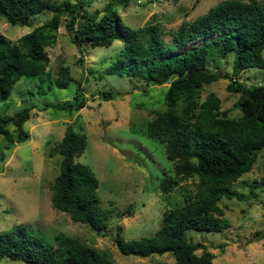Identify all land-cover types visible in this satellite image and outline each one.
<instances>
[{
	"label": "trees",
	"instance_id": "1",
	"mask_svg": "<svg viewBox=\"0 0 264 264\" xmlns=\"http://www.w3.org/2000/svg\"><path fill=\"white\" fill-rule=\"evenodd\" d=\"M126 1L116 3L122 5ZM82 9V0H0V16L12 25L28 26L32 16L42 10L52 12L14 43L0 34V101L7 98L21 77H39L45 72V47L54 38L61 21L59 16L64 17V28L77 46L107 47L114 40L121 41L116 53L100 60L106 63L103 72L139 78L144 84L168 82L164 108L147 121L144 134L164 144L166 159L174 163L175 177H197V189L181 205L162 213L161 224L152 236L124 240L116 233L113 243L121 255L142 258L169 252L173 264H212L211 252L201 243L187 241L184 232H221L227 227L221 219L218 201L221 197L243 198L229 185L250 170L257 152L264 149V85L247 86L230 77H236L247 67H264V2L222 0L204 14L190 21L182 20L168 43L159 36L155 25L136 29L124 25L110 6L99 17ZM196 40H200L198 45L176 52ZM229 52L233 53L232 72L208 69L210 59H224ZM57 75L55 86L63 88L71 81L67 66H60ZM219 78L229 79L226 90L237 96L233 106L239 112L235 117L228 115V109L220 108V100L213 92L200 99L202 86ZM80 84H76L71 100L49 106L68 112L80 110L84 106L79 98ZM27 93L33 94L30 90ZM98 97L106 100L112 93L99 91ZM32 107L24 105L12 115L0 117V136L6 142L11 141L8 125L15 131L14 141L26 140L22 125ZM85 140L83 133L70 124L65 126L53 148L60 160L49 200L53 209L66 213L72 221L102 233L107 228L110 210L99 206L98 182L93 172L75 161ZM174 183L173 178L162 179L161 191L167 192ZM259 183L264 186V174ZM255 235L259 238L262 232L256 231ZM2 258L24 264H112L76 238L58 232L53 236V244H49L21 226L0 232Z\"/></svg>",
	"mask_w": 264,
	"mask_h": 264
},
{
	"label": "rangeland",
	"instance_id": "2",
	"mask_svg": "<svg viewBox=\"0 0 264 264\" xmlns=\"http://www.w3.org/2000/svg\"><path fill=\"white\" fill-rule=\"evenodd\" d=\"M82 1V10L87 14L99 17L110 6L130 28L155 25L159 36L168 43L182 20L190 21L222 0H127L122 5L116 0ZM51 15V11L42 10L32 16V24L28 26L12 25L0 16V34L14 43ZM59 19L54 38L45 47V72L39 77H21L7 98L0 101V117L12 115L24 105H33L22 125L27 132L26 140L14 141L15 131L10 125L6 129L11 141L6 142L0 136V232L21 226L49 244H53L55 233H63L92 246L112 264H173L169 252L142 258L121 255L113 243L116 233L124 240L152 236L161 224L162 213L181 205L197 189V177H175L174 163L166 159L164 144L144 134L147 121L164 108L163 95L168 82L144 84L139 78L104 73L106 63L100 60L116 53L121 41L114 40L107 47L77 46L64 28V17ZM199 43L200 40L193 41L176 52ZM261 57L264 61V48ZM232 58V52L224 59L212 58L208 69L229 74ZM60 66H67L71 77L63 88L54 85ZM235 76L230 77L247 86L264 85V67H247ZM78 82L79 98L84 101L80 110L68 112L49 106L71 100ZM228 82L227 78H219L203 85L200 99L213 92L220 100V108L228 109V115L235 117L239 112L233 106L237 96L226 90ZM27 90L33 94L29 95ZM99 91H109L112 97L103 100L98 97ZM67 124L85 135L84 149L75 161L93 172L98 182L99 206L110 210L107 228L102 233L72 221L50 204V185L60 160L53 148ZM263 174L264 149H261L250 170L229 185L243 198L221 197L218 201L221 219L227 222V227L221 232H184L187 241L201 243L211 252L212 264H264V186L259 183ZM168 177L175 183L162 192L160 181ZM256 231L262 232L259 238ZM0 264L24 263L2 258Z\"/></svg>",
	"mask_w": 264,
	"mask_h": 264
}]
</instances>
